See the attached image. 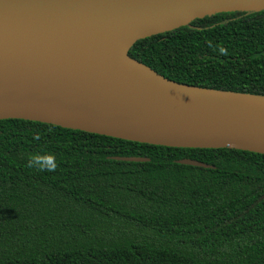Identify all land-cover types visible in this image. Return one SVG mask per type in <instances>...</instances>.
I'll use <instances>...</instances> for the list:
<instances>
[{"label":"trees","instance_id":"obj_1","mask_svg":"<svg viewBox=\"0 0 264 264\" xmlns=\"http://www.w3.org/2000/svg\"><path fill=\"white\" fill-rule=\"evenodd\" d=\"M127 55L177 83L264 95V11L194 19ZM30 154L54 155L56 172L27 169ZM263 195L261 154L0 120V264H264Z\"/></svg>","mask_w":264,"mask_h":264},{"label":"water","instance_id":"obj_2","mask_svg":"<svg viewBox=\"0 0 264 264\" xmlns=\"http://www.w3.org/2000/svg\"><path fill=\"white\" fill-rule=\"evenodd\" d=\"M259 11L264 0H0V94L16 96L0 104V120L264 155V95L177 83L127 55L135 41L194 19ZM37 104L49 107L47 117L14 115L20 105Z\"/></svg>","mask_w":264,"mask_h":264},{"label":"clouds","instance_id":"obj_3","mask_svg":"<svg viewBox=\"0 0 264 264\" xmlns=\"http://www.w3.org/2000/svg\"><path fill=\"white\" fill-rule=\"evenodd\" d=\"M221 54H227L226 49L220 47ZM25 167L40 173H54L57 170L56 158L52 154H30L26 157Z\"/></svg>","mask_w":264,"mask_h":264},{"label":"bare ground","instance_id":"obj_4","mask_svg":"<svg viewBox=\"0 0 264 264\" xmlns=\"http://www.w3.org/2000/svg\"><path fill=\"white\" fill-rule=\"evenodd\" d=\"M14 97H16L14 94H0V104H3L4 102L9 101ZM49 112V107L42 104H37L36 106L20 105L19 107H17L14 115L31 119H43L47 117Z\"/></svg>","mask_w":264,"mask_h":264}]
</instances>
